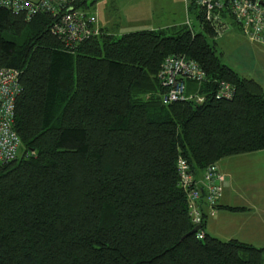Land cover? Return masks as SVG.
<instances>
[{
    "label": "trees",
    "instance_id": "obj_1",
    "mask_svg": "<svg viewBox=\"0 0 264 264\" xmlns=\"http://www.w3.org/2000/svg\"><path fill=\"white\" fill-rule=\"evenodd\" d=\"M55 19L0 7V68L16 69L21 86V155L0 161V264H264V248L208 235L206 212L202 239H182L194 224L178 158L200 177L225 157L264 150V89L221 62L202 12L196 31L100 29L70 49L52 35ZM170 56L205 72L186 84L201 103L162 102L157 73ZM220 82L231 99L215 98Z\"/></svg>",
    "mask_w": 264,
    "mask_h": 264
},
{
    "label": "built area",
    "instance_id": "obj_2",
    "mask_svg": "<svg viewBox=\"0 0 264 264\" xmlns=\"http://www.w3.org/2000/svg\"><path fill=\"white\" fill-rule=\"evenodd\" d=\"M82 0H0V7L26 19L40 13L55 16L51 33L60 40L66 49H70L92 37L99 35L100 27L96 14L90 9L76 7ZM191 2L202 12L203 20L217 37H220L227 25L228 17L237 23L242 35L251 43L264 46V0H184L186 6ZM19 72L12 68H0V161L13 160L20 146V140L13 126L16 100L21 93ZM206 78L199 65L185 56L166 58L157 73L159 84L165 93L162 102L172 103L182 100H194L201 103L203 97L195 90L187 93V82L196 85ZM234 96L233 87L227 82L218 83L216 99L229 100ZM177 171L179 186L186 192L188 208L194 226L202 222V214L215 215V206L222 195L224 176L216 165L207 167L200 177L192 174L187 162L178 158ZM204 190V191H203ZM205 192L201 202L200 192ZM200 231V230H199ZM197 231V238L203 233Z\"/></svg>",
    "mask_w": 264,
    "mask_h": 264
},
{
    "label": "rangeland",
    "instance_id": "obj_3",
    "mask_svg": "<svg viewBox=\"0 0 264 264\" xmlns=\"http://www.w3.org/2000/svg\"><path fill=\"white\" fill-rule=\"evenodd\" d=\"M90 11L100 21L110 22L111 34L116 36L117 33L121 35L136 30L167 29L182 25L199 30L196 20L199 9L190 4L186 6L184 0H96ZM207 38L212 42L210 37ZM215 45L223 64L244 77L257 80L264 88V60L255 53V48H259L242 35L232 18L227 19L224 32L215 39ZM20 155L19 151L18 157ZM217 166L228 182L224 187V197L234 206L258 207L254 215L246 211L229 216L226 232L219 234V239H224V235H249L252 233L250 225L263 229L264 150L225 157ZM243 221L245 223L240 228L234 224ZM249 222L253 223L247 224ZM204 231L207 232L206 223Z\"/></svg>",
    "mask_w": 264,
    "mask_h": 264
},
{
    "label": "crops",
    "instance_id": "obj_4",
    "mask_svg": "<svg viewBox=\"0 0 264 264\" xmlns=\"http://www.w3.org/2000/svg\"><path fill=\"white\" fill-rule=\"evenodd\" d=\"M32 1H36V0H32ZM98 21H99L98 23H99L100 29L105 30L109 34L112 33L110 22H102L99 19H98ZM130 32H132V31H130ZM126 33H128V32H126ZM112 35H114V34H112ZM117 35H120V34L117 33ZM255 45H257V44H255ZM257 46L259 49L255 48V53L257 55H259L261 59L264 60V46L263 45H257ZM255 81L258 83L257 80H255ZM258 84H260L261 87L263 86L261 83H258ZM217 165H218V163L216 164V166ZM217 168H218V166H217ZM218 170H219V168H218ZM222 175L224 176V174H222ZM224 180H225V182L223 184L222 195L218 201L217 209L215 211V215L213 217H208L207 221H206V226H207V232L206 233L208 235L215 237V238H218V239L221 236L219 234H223L224 232H226L225 230L228 227L229 216H231L232 214H242L243 212H246V211L249 215H254L253 212L255 210L258 211V207L252 208L251 207L252 205H249L250 207H248L249 208L248 209L245 207L234 206L231 202H229L228 198L224 197V187H225V184L228 183L226 181L227 179H225V177H224ZM225 207L242 208V209L232 211V210L226 209ZM258 220H260V219H258ZM243 223H245V221L234 222V224L239 228L241 227V225H243ZM252 223L253 222H249L247 224H252ZM260 223H263V222L260 221ZM250 228L252 229L251 230L252 233L249 235L244 236L241 233L237 235L238 237H236V236L232 237L231 235H228V236L224 235V237H223L224 239H221V240H223V241L237 240L239 242L247 243V244H250V245L257 247V248H264V228L261 229L257 226L255 227L253 225H250ZM225 236H227V237L225 238Z\"/></svg>",
    "mask_w": 264,
    "mask_h": 264
},
{
    "label": "water",
    "instance_id": "obj_5",
    "mask_svg": "<svg viewBox=\"0 0 264 264\" xmlns=\"http://www.w3.org/2000/svg\"><path fill=\"white\" fill-rule=\"evenodd\" d=\"M200 229H201V226H200V225H196V226H194V227L192 228V230H191L189 233L185 234V235L182 237V239L185 238V237H187L188 235L195 234V233H196L197 231H199Z\"/></svg>",
    "mask_w": 264,
    "mask_h": 264
}]
</instances>
